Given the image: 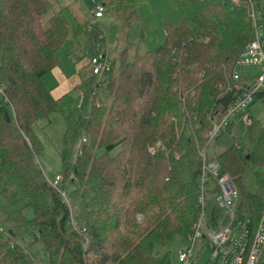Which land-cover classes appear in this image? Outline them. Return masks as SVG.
<instances>
[{
	"label": "trees",
	"instance_id": "1",
	"mask_svg": "<svg viewBox=\"0 0 264 264\" xmlns=\"http://www.w3.org/2000/svg\"><path fill=\"white\" fill-rule=\"evenodd\" d=\"M115 1L120 16L141 25L132 4ZM171 1L183 20L162 24L160 44L130 54L127 42L109 60L97 18L74 19L71 31L65 6L54 9L48 0H0V195L23 202L0 215V264L20 259L37 264L38 248L46 264H160L159 256L175 238L186 240L198 215L195 143L174 131L185 117L183 110L196 115L198 145L232 177L236 210L246 211L251 227L259 221L264 129L251 121L247 141L236 148L233 136L228 137L230 122L203 144L209 118L220 116L240 90L224 91L218 85L225 84L253 33L246 0L237 5ZM254 2L260 25L264 0ZM134 33L142 36L141 29ZM80 35L98 44L93 54L101 52L107 66L100 76L90 68L91 75L77 85L82 103L76 107L70 89L53 97L41 78L56 66L54 53L64 41H69L66 58L79 49L78 58L85 55L77 42ZM258 99L264 103V90L255 93L253 102ZM65 106L58 149L62 171L54 188L36 159L42 145L33 125L40 119L48 123L50 114L62 113ZM246 170L255 177L252 191L241 184ZM23 207L30 210L29 217ZM207 210L210 226L223 222L209 200Z\"/></svg>",
	"mask_w": 264,
	"mask_h": 264
},
{
	"label": "rangeland",
	"instance_id": "2",
	"mask_svg": "<svg viewBox=\"0 0 264 264\" xmlns=\"http://www.w3.org/2000/svg\"><path fill=\"white\" fill-rule=\"evenodd\" d=\"M48 1L53 3L54 9L65 6L63 14L68 20L69 29L71 31L75 29L74 19L79 22H83L88 18H91V13L93 12L95 5L98 3H103L102 16L95 20L99 22L103 33L105 34L106 43L101 44L103 49L107 50V56L109 57V60L112 59L114 55L119 51V48L122 45H126L127 42L129 43L128 51L130 54L133 53L134 49L142 51L154 48L162 42L163 23L176 24L179 21L183 20V15L171 0H123L125 4H132L135 7V11L138 17L141 19L140 26L138 25L137 20H134L131 17L127 18L126 15H124L125 17L120 16L115 8V0ZM226 1L228 5H231V2L234 5H237L239 2V0H237L236 2L234 0ZM246 8L248 9L247 4ZM253 9L254 13L259 12L255 8ZM46 17L47 16H44L42 20L44 21ZM259 23L260 32L262 33L264 44V17H261L259 19ZM140 29L142 36L140 37V35H137L136 38L133 34L137 32L134 33V31ZM128 34L129 36H126ZM77 42L79 47L83 48L85 55L78 58L77 54L80 53L79 49L74 50V53H76L75 57L73 56L72 59L66 58L65 55L68 50L69 41H64L62 47L54 53L55 58L58 59L56 66H54L43 77L44 84L47 87H50L51 93L54 97L59 96L63 92H66L70 89L68 94L70 100H77L81 93L77 85L82 80L91 75L90 67H88L87 63V58L94 53V46L97 43L93 46L92 44L85 41L82 35H80ZM62 60L64 61L61 62ZM259 69L260 68L258 66L252 65L235 67V71H237L242 76H247L246 79H252L255 76L256 72L259 71ZM244 111H247V109H245ZM67 112L68 106H65L62 113L55 112L50 114L48 123L47 119H40L33 125L34 132L37 135L38 139L41 141L42 145V149L39 154H37L36 159L42 172L48 178V180L53 179L55 175L60 176L62 171V164L58 149L65 126L63 115H65ZM242 112L233 117L234 124H232L231 130L228 134V137L229 135H232L233 138L238 141L239 145L246 141V138L249 134V128H244V125L242 124ZM249 112L251 119L256 123V128H264V103L259 99L255 100L250 104ZM175 125V134L177 136L182 135L183 131L185 130L184 123H175ZM193 136H195L198 140L196 132L193 133ZM193 136L191 138L194 141ZM229 139L231 138L229 137ZM241 184L246 190H254L255 177L250 170L244 171V173L241 175ZM58 191L61 193L62 197L65 198L63 190L58 189ZM21 205L23 206V202L18 197L7 200L2 195H0V215L1 213H8L13 211L14 209H18L22 207ZM22 212L27 217L30 216V210L28 209V207H23ZM138 219H140L139 216ZM186 244L187 240H185L184 237L175 238L173 242L167 247L168 250L159 256V263L164 264L166 262H169L170 264H176L175 252L178 248L183 247ZM199 244L200 240H196L195 250ZM42 251L39 248L36 250L35 262L37 264H46L45 254L43 253L44 251ZM197 254L199 264H211L208 260L209 249L207 247H201L199 251H197ZM260 258L262 263L264 264V250L261 251ZM15 264L31 263L24 259H20Z\"/></svg>",
	"mask_w": 264,
	"mask_h": 264
},
{
	"label": "built area",
	"instance_id": "3",
	"mask_svg": "<svg viewBox=\"0 0 264 264\" xmlns=\"http://www.w3.org/2000/svg\"><path fill=\"white\" fill-rule=\"evenodd\" d=\"M235 2L237 0H234ZM249 15L252 21L253 33L251 38L245 43L234 61L233 69L227 74L225 84L218 85L224 91H230L234 86L240 89L233 100L225 107V110L216 119L209 118V125L205 131L204 143L213 139L220 131L226 129L232 122V118L240 112L247 109L253 102L255 93L264 90V44L260 25L256 22L259 12L254 13V0H246ZM103 6L96 4L91 19L94 20L102 15ZM98 47V44L95 45ZM258 66L260 69L255 76L249 80L240 79V75L235 71V67L241 66ZM104 55L101 52L93 54L89 61V67L92 74H98L106 68ZM81 93L76 101V107L82 103ZM183 101V98L180 97ZM245 112V111H244ZM242 112V114L244 113ZM184 119L185 135L193 136L195 132L194 121L196 115H189L186 110L182 112ZM242 124L248 127L251 119L248 115L242 117ZM177 122L176 119H173ZM194 143L196 153L199 158V171L197 175L199 214L193 220L189 232L186 234L187 244L180 247L175 252L176 264H199L197 251L201 247L209 249L208 260L211 264H259L261 263L260 254L264 247V203L260 210L259 221L253 227L250 226L249 217L245 210H236L235 201L237 190L234 186L232 177L220 168L219 163L209 157L204 147L198 145L195 136ZM80 141H84L82 136ZM232 144L238 148L239 144L236 139ZM153 152L152 147H148ZM59 175H55L49 180V184L56 188ZM206 200L211 201L223 217L220 225L210 227L207 220L208 215L204 213V203ZM200 240V244L195 250V241ZM200 254V253H199Z\"/></svg>",
	"mask_w": 264,
	"mask_h": 264
},
{
	"label": "crops",
	"instance_id": "4",
	"mask_svg": "<svg viewBox=\"0 0 264 264\" xmlns=\"http://www.w3.org/2000/svg\"><path fill=\"white\" fill-rule=\"evenodd\" d=\"M101 5H103V3L101 4ZM102 16V15H101ZM64 60H62L61 62H63ZM60 62V63H61ZM45 75V74H44ZM44 75L42 76V78H41V80H42V83L44 84V82H43V77H44ZM240 75V79H242V80H249V79H246V77L245 76H242L241 74H239ZM78 84V83H77ZM76 84V85H77ZM45 85V84H44ZM75 85V86H76ZM46 86V85H45ZM75 86H73V87H75ZM47 87V86H46ZM72 87V88H73ZM50 88V87H49ZM50 93H51V89H50ZM63 93H65V92H63ZM62 93V94H63ZM51 95H52V93H51ZM61 95V94H60ZM53 96V95H52ZM54 97V96H53ZM56 97H58V96H56ZM250 107V106H249ZM249 107L247 108V111H245L244 113H243V116H245V115H248L249 117H250V112H249ZM242 116V117H243ZM250 119H251V117H250ZM251 121H253L252 119H251ZM232 124H234V122H233V118H232V122H231ZM244 128H247V127H244ZM261 128V127H260ZM261 129H264V128H261ZM246 141H247V138H246ZM241 143V142H240ZM244 143V142H243Z\"/></svg>",
	"mask_w": 264,
	"mask_h": 264
},
{
	"label": "bare ground",
	"instance_id": "5",
	"mask_svg": "<svg viewBox=\"0 0 264 264\" xmlns=\"http://www.w3.org/2000/svg\"><path fill=\"white\" fill-rule=\"evenodd\" d=\"M101 75V73L100 72H98V74H96V76H100ZM199 196H200V193H199ZM199 196H198V198H199ZM197 205H198V199H197ZM203 209H204V213H205V215H208V218H209V212H208V210H207V200L205 201V203H204V206H203ZM198 214H199V205H198ZM198 216V215H197ZM210 219V218H209ZM207 222H208V225L210 226V224H209V220H207ZM210 227H212V226H210Z\"/></svg>",
	"mask_w": 264,
	"mask_h": 264
}]
</instances>
